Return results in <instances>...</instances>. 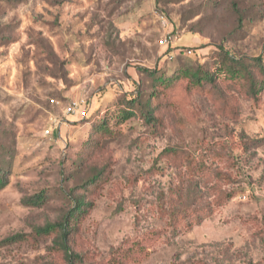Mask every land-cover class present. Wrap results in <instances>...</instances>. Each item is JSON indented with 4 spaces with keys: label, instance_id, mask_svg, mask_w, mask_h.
I'll return each mask as SVG.
<instances>
[{
    "label": "rangeland",
    "instance_id": "rangeland-1",
    "mask_svg": "<svg viewBox=\"0 0 264 264\" xmlns=\"http://www.w3.org/2000/svg\"><path fill=\"white\" fill-rule=\"evenodd\" d=\"M239 7L248 24L230 38L231 0H0V128L9 145L0 164L11 174L0 191V264H67L52 236L33 231L58 221L69 191L107 163L74 238L77 264H264V92L255 103L225 86L181 87L159 124L121 121L128 95L151 92L141 69L214 71L218 46L264 56V0ZM168 32L174 43L159 45ZM102 117L114 138L81 161ZM40 191L41 206L23 202ZM16 234L28 237L4 242Z\"/></svg>",
    "mask_w": 264,
    "mask_h": 264
},
{
    "label": "trees",
    "instance_id": "trees-1",
    "mask_svg": "<svg viewBox=\"0 0 264 264\" xmlns=\"http://www.w3.org/2000/svg\"><path fill=\"white\" fill-rule=\"evenodd\" d=\"M240 1L231 0L236 22L231 34H229L230 38L244 31L246 24H248L245 11H242L239 7ZM217 48L219 49L217 67L214 71L209 68L202 70L200 67H184L178 69L174 75L166 77L155 70L141 69L140 72L151 80V92L146 97L141 95V91L128 95L129 97L124 101V108L121 110V121L139 115L147 125L152 124L155 126L159 124L162 117L158 114L167 110L171 102L180 100L177 97L181 87H184L185 92L189 94L192 91H201L206 88L218 92L225 86L224 89L232 88L244 92L250 100L257 103L264 92L263 54L235 56L224 50L222 46ZM104 115L106 116V111L102 116ZM6 134L7 132L0 128V152L9 150V145L4 141ZM113 138L114 131L111 125L106 117H102L97 125L91 127L88 136L83 141L84 143L80 146L81 161H87L98 155L102 151L105 141ZM163 154L173 155V157L176 155L175 151L168 149ZM108 165L107 163L100 169L95 168L88 177L69 191V196H67L69 208L66 209L58 221L36 227L33 231L35 236H52L55 249L62 254L67 264L82 263L83 258L74 249V238L79 232L80 224L93 207L91 195L107 182L109 176ZM10 177L8 166L0 164V191L9 185ZM45 198L46 195L40 191L32 197L24 199L23 202L27 206L39 207ZM175 219L177 220V216L171 214V220L177 222ZM192 225L193 223L190 221L184 223V226L188 229H191ZM27 237L25 234H16L7 237L4 242L11 243L16 240H26Z\"/></svg>",
    "mask_w": 264,
    "mask_h": 264
},
{
    "label": "built area",
    "instance_id": "built-area-1",
    "mask_svg": "<svg viewBox=\"0 0 264 264\" xmlns=\"http://www.w3.org/2000/svg\"><path fill=\"white\" fill-rule=\"evenodd\" d=\"M174 39L171 35V32H168L166 34L163 35V37L159 40V45L161 46H165V47H169L171 44L174 43ZM187 53H190L189 51ZM171 58V56L169 57ZM80 104L79 102L75 101V102H72L70 104V106L68 107V109H66L65 111V115H73L75 114L76 110L80 107ZM56 125V120H52L51 121V125ZM51 126L45 130V135H50L51 134Z\"/></svg>",
    "mask_w": 264,
    "mask_h": 264
}]
</instances>
